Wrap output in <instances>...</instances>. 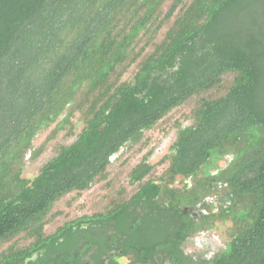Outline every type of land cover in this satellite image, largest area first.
Returning <instances> with one entry per match:
<instances>
[{
  "label": "trees",
  "instance_id": "1",
  "mask_svg": "<svg viewBox=\"0 0 264 264\" xmlns=\"http://www.w3.org/2000/svg\"><path fill=\"white\" fill-rule=\"evenodd\" d=\"M190 102L192 123L175 124L156 179L149 150L129 170L128 196L123 187L101 195L98 210L67 216L65 197L112 188L110 157L142 148L147 131ZM58 131L74 139L53 142L23 177L26 156ZM177 176L185 182L173 187ZM197 204L194 218L183 211ZM216 221L230 223L224 247L185 253ZM120 256L264 264V0H0V264Z\"/></svg>",
  "mask_w": 264,
  "mask_h": 264
},
{
  "label": "rangeland",
  "instance_id": "2",
  "mask_svg": "<svg viewBox=\"0 0 264 264\" xmlns=\"http://www.w3.org/2000/svg\"><path fill=\"white\" fill-rule=\"evenodd\" d=\"M130 68L126 73V76H130ZM192 104L186 103L180 107L173 109L165 117H163L151 130L145 134L146 143L141 148L140 145L133 146L132 148H122L120 151L111 157V165L109 167V177H111L112 188L106 185L104 182H99L93 186L92 189L77 196L76 193H71L65 199L70 198V212L67 214L68 217H75L82 213H91L98 210L101 206V195H115L119 189L124 187L126 195L128 196L134 188H129L128 185V173L129 170L136 165L144 155L151 150V153L147 156V161L152 165L153 169L150 176L155 178L159 176L162 171L166 168V162H161V159L169 151V146L175 139L176 135V123L181 126L192 123V119L188 118L189 110ZM78 120V115H75L73 121ZM51 125L47 130L40 131L34 138V147L39 146L45 138L49 135V130L52 129ZM80 126V122L78 123ZM74 139L71 137H64V131H58L56 136L48 141L45 145V149L41 155L36 159L31 160L25 159L23 166V177H33L39 167L52 156V146L55 143H70ZM230 157L227 156L225 159L219 161L217 164L223 167ZM189 181L190 180H186ZM183 177L178 176L175 178V183L178 186L184 184ZM210 201L211 197H208ZM215 226L207 231L200 232L198 234L189 237L183 244L185 253L200 256L205 255L206 257L212 256L215 252L222 249L225 245L227 238V229L230 226L229 222L221 223L215 222ZM125 263L126 260H122ZM168 264V263H167Z\"/></svg>",
  "mask_w": 264,
  "mask_h": 264
},
{
  "label": "flooded vegetation",
  "instance_id": "3",
  "mask_svg": "<svg viewBox=\"0 0 264 264\" xmlns=\"http://www.w3.org/2000/svg\"><path fill=\"white\" fill-rule=\"evenodd\" d=\"M115 154H113L112 156H114ZM111 156V157H112ZM111 157H110V160H111ZM178 177V176H177ZM137 183V182H136ZM183 185V184H182ZM181 185V186H182ZM171 186L173 187H179L176 183H175V180H173L171 182ZM183 211L187 214H189L192 218H194L195 216L199 215L201 209H200V205L197 204V205H194V206H187V207H184L183 208ZM94 234H99V229L96 227V229H94V231H92ZM110 252L113 254L115 253L116 251L114 249H111ZM87 257V256H86ZM102 259L104 261L107 262V259L105 257L102 256ZM118 261L120 264H141L140 262H135V263H131V260L125 256H120V257H117ZM122 260H126L125 263H123L124 261ZM164 264V263H163Z\"/></svg>",
  "mask_w": 264,
  "mask_h": 264
}]
</instances>
